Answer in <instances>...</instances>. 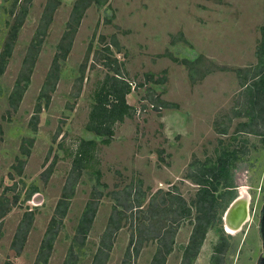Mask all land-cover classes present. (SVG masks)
Masks as SVG:
<instances>
[{
	"label": "rangeland",
	"instance_id": "1",
	"mask_svg": "<svg viewBox=\"0 0 264 264\" xmlns=\"http://www.w3.org/2000/svg\"><path fill=\"white\" fill-rule=\"evenodd\" d=\"M15 1L0 0V54L25 2L19 0L15 6ZM53 1L32 0L28 5L12 56L0 75V200L6 198L12 204L0 226V264L35 263L75 153L82 142L92 139L97 142L95 156L79 181L49 264L64 263L82 212L97 193L102 194L99 212L86 245L76 249L78 264H92L114 206H132L133 197L143 196H149L147 215L156 217L153 222L148 220L150 229L158 223V232L169 227L166 243L176 232L166 264H179L193 224L171 212L167 215L171 209L161 201L182 196L193 206L199 187L187 175L197 162H215L218 157L223 159L219 165L223 173L216 194L217 219L222 221L231 200L226 189H236L233 195L237 196L246 191L252 197L250 222L258 239L264 206V139L256 135L234 139L233 135L236 126L249 121L248 94L241 82L254 73L259 62L264 0H110L104 7L92 5L67 60L61 62L51 103L43 106L35 126L31 119L77 0H59L17 112L9 106V96L44 25L45 7ZM114 40L118 48L111 46ZM184 61L189 65L182 64ZM83 66L87 67L81 83ZM113 69H120L119 78L135 85L127 102L136 114L116 123L111 143L104 145L87 131V125L96 101L105 93L102 88L112 83L109 77H116ZM159 80L163 83H155ZM159 101L169 106L163 107ZM176 113L186 115L184 124L175 121ZM260 123L259 130L264 132V121ZM224 128L227 134L220 133ZM23 147L30 150L29 156L22 154ZM21 162L24 166L19 173ZM51 165L54 173L48 176L46 170ZM38 195L42 198L35 203ZM28 211H33L35 218L25 248L17 257L11 243ZM124 214V228L116 236L107 264H122L137 226L130 211ZM192 216L194 219L195 210ZM168 219L176 223L169 224ZM214 234L210 229L195 264L208 263ZM157 246V241H148L134 264H151ZM262 252L258 246L253 261L247 264H257Z\"/></svg>",
	"mask_w": 264,
	"mask_h": 264
},
{
	"label": "trees",
	"instance_id": "2",
	"mask_svg": "<svg viewBox=\"0 0 264 264\" xmlns=\"http://www.w3.org/2000/svg\"><path fill=\"white\" fill-rule=\"evenodd\" d=\"M110 0H77L73 6L70 20L67 25V31L62 36L61 42L58 45V51L54 57L51 68L47 74L46 81L41 89V93L38 98V103L34 115L32 116V122L37 123L39 121V114L42 112L43 106L47 107L51 103V94L56 91L58 81L60 79L61 62H65L72 50L74 37L81 25L83 17L86 11L92 6L97 5L99 7H104L109 3ZM19 0H16L14 5L18 4ZM32 0H25L24 4L18 15L16 16V22L11 27L4 48L0 54V75L5 73L9 59L12 56V50L15 46V42L18 38L19 32L26 19L28 5ZM60 6L59 0H54L53 2L47 3L45 7V12L43 14L44 25L41 30L37 33V38L31 44L28 54L24 60L22 72L19 75L16 84L9 96V106L14 112L19 110L20 104L23 101L24 95L27 91L28 84L31 80V75L33 73V68L36 63V59L41 50L44 42V37L46 36V31L50 24L52 23L53 14ZM264 31V27L262 29ZM40 36V38L38 37ZM111 46L119 47L116 40L111 43ZM108 53L111 52L110 46L106 47ZM92 54V47L89 48L87 55V63ZM175 62H179L178 59L173 58ZM259 64L257 65L254 73L250 76H246L242 80V87L246 88L248 94V105L246 113L249 121L247 123H241L238 125V130H245L247 133L264 136V132H261L259 128L261 127L260 121H264V38L260 45L258 51ZM182 64L189 65V62L184 61ZM87 66L82 68V76L80 82L84 81V72ZM111 68V67H110ZM115 70V76L111 79V84L106 85L102 88L104 95H100L96 101V105L93 107L90 114V120L87 125V131L93 133L96 137L101 139L104 145H109L114 136V126L116 123H123L126 118H133L136 114L134 107L128 104L127 97L132 93V86L130 82L124 81L122 78V73L120 69ZM210 71L204 73L203 76L209 74ZM240 71H238L239 73ZM118 76V77H117ZM194 80V77H191ZM108 82V81H107ZM157 84H162L163 81H155ZM163 107H168L169 105L165 102L159 101ZM264 126V123H263ZM35 128V127H34ZM36 130V129H35ZM228 129L224 128L220 131L221 134H227ZM234 139H237L234 137ZM32 145V142H30ZM97 147V142L95 139L84 141L80 144V147L75 153V159L71 169V173L66 181L64 190L57 205L54 210V215L46 229L44 234L36 261L34 264H49L52 252L54 250V245L58 239L59 233L63 227V222L66 219L69 209L71 207L72 201L76 194V189L79 184L80 179L83 176L84 171L89 167L90 160L95 156L94 150ZM22 154L25 156L30 155V150L23 147ZM222 157H219L215 162L206 161L205 163L197 162L194 166L192 173L188 174L187 177L191 179L198 187L199 191L196 198L193 200V206H188L187 202L182 196L174 197L172 196V201L164 199L161 201V205L167 206L171 211L169 212L178 215L179 220L191 221L194 223L197 221L200 226L196 228L191 237V244L189 248V254L192 255L190 262L197 259L199 252L204 244L206 237V232L212 221H214L213 213L211 209L216 205L215 194L218 192V183L222 178V169L219 165L222 163ZM24 162L20 163L19 173H22ZM54 173V165H51L47 170L46 174L51 176ZM98 178H100V173L97 172ZM102 198L101 193L92 194L90 200L87 202L78 226L76 229V234L74 241L67 253V256L63 264H78L79 257L76 253L77 248H82L86 245L90 232L92 230L94 221L98 214L100 200ZM17 200V199H16ZM132 206L117 205L114 206L112 214L109 218V222L106 226L104 233L101 236L100 244L97 252L94 256L92 264H107L110 260L111 253L114 249V244L116 241L117 234L123 228V222L125 220V212L130 211L134 215L137 226L130 239L129 246L124 256L122 264H134L135 260L140 256L141 251L148 241H157L158 246L156 253L152 259L151 264H166L168 257L173 252V246L175 244L176 232L173 233L171 241L166 243L164 241V236L168 228H159L154 225V230L150 229L149 221L153 222L156 217H149L147 215V210L143 208L144 204L147 203L146 196L142 198L133 197ZM167 204V205H166ZM12 204L3 198L0 200V226L2 225V220L10 213ZM122 207V208H120ZM194 207V208H193ZM122 209V210H121ZM193 210L198 211V216L194 219L192 214ZM167 211V210H164ZM173 216V215H171ZM33 211H28L24 213L22 220L18 226L16 234L11 243V249L18 256H21L29 233L32 229L34 222ZM139 218V219H138ZM174 218V217H172ZM137 219V220H136ZM149 220V221H148ZM168 223L174 225L172 219H168ZM182 223V222H181ZM153 225V224H152ZM160 227V226H159ZM162 231V232H161ZM187 258L185 257V262L187 263ZM5 264H14L11 261L5 262Z\"/></svg>",
	"mask_w": 264,
	"mask_h": 264
},
{
	"label": "flooded vegetation",
	"instance_id": "3",
	"mask_svg": "<svg viewBox=\"0 0 264 264\" xmlns=\"http://www.w3.org/2000/svg\"><path fill=\"white\" fill-rule=\"evenodd\" d=\"M261 38L263 42L264 38V31H261ZM259 64V62H258ZM238 126L234 129V135L233 138H239L246 140L248 135H253L250 133H247L245 130L237 131ZM261 140L264 139V136H259ZM219 158V157H218ZM218 158L216 160H218ZM199 190H197L198 193ZM228 194V199L230 198L229 206L224 213V218L222 217V221H219L216 216V210L218 209V201H216V205L213 206L211 209V212L213 213L214 221H212L208 227V230L206 232V238L208 235V232L210 229H213L215 231V234L213 238L211 239L212 247H211V254L208 258L207 264H247L248 262H252V258H254L255 254L258 251V246H260L261 249H263V243L259 236V225H258V239L254 236V231L252 228V224L250 222L251 220V211H252V197L250 194L246 193V195L249 196V203H248V214L244 222L240 223L236 226V232L231 234L229 233L228 226L225 222V216L227 214L228 209L232 205V203L238 199L240 196L233 195L235 194L236 189L228 188L225 190ZM197 193L194 198H196ZM218 192L214 193L215 198L217 200V194ZM226 197V196H225ZM224 201V199H221V201ZM261 213V212H260ZM195 214L198 216V211H195ZM192 231L189 237V240L187 244L182 248V254L180 258L179 264H183L185 262V257L187 258L186 264H192L190 262L192 255L189 254V248L191 244V237L194 231L200 224L195 221L192 223ZM245 247V248H244ZM237 253V254H236ZM198 258V257H197ZM197 260V259H196ZM196 260L193 262L195 264ZM235 260V263H234Z\"/></svg>",
	"mask_w": 264,
	"mask_h": 264
},
{
	"label": "water",
	"instance_id": "4",
	"mask_svg": "<svg viewBox=\"0 0 264 264\" xmlns=\"http://www.w3.org/2000/svg\"><path fill=\"white\" fill-rule=\"evenodd\" d=\"M41 198L42 197L38 195L35 199V203H40ZM248 203H249L248 195H242L232 203L225 216V222L228 227L231 226V221L233 222L235 219H237V223L234 226H231L234 227L233 229H236L237 225L245 221L248 214ZM241 207H243V212L237 213L238 209H240ZM259 236L263 243V252L257 264H264V206L260 213Z\"/></svg>",
	"mask_w": 264,
	"mask_h": 264
},
{
	"label": "crops",
	"instance_id": "5",
	"mask_svg": "<svg viewBox=\"0 0 264 264\" xmlns=\"http://www.w3.org/2000/svg\"><path fill=\"white\" fill-rule=\"evenodd\" d=\"M176 115H177V117H176V120L175 121H179V124H181V123H183L184 124V119L186 118V115L184 114V113H176ZM149 198V196H146V199H148ZM145 206H146V204H144V206H143V208L145 209ZM98 212H99V210H98ZM112 214V213H111ZM98 215V214H97ZM111 216V215H110ZM96 218H97V216H96ZM110 218V217H109ZM95 221H96V219H95ZM95 221H94V223H95ZM125 221V220H124ZM108 222H109V219H108ZM108 222H107V224H108ZM94 225V224H93ZM93 228V227H92ZM123 228H124V222H123ZM122 228V229H123Z\"/></svg>",
	"mask_w": 264,
	"mask_h": 264
},
{
	"label": "bare ground",
	"instance_id": "6",
	"mask_svg": "<svg viewBox=\"0 0 264 264\" xmlns=\"http://www.w3.org/2000/svg\"><path fill=\"white\" fill-rule=\"evenodd\" d=\"M242 195H246V191H243L242 193H241ZM243 212V207H241L240 209H238V211H237V213H242ZM237 223V219H235L233 222L231 221V226H234L235 224ZM228 227V232L229 233H231V234H233V233H235L236 232V230L235 229H233L234 227Z\"/></svg>",
	"mask_w": 264,
	"mask_h": 264
},
{
	"label": "built area",
	"instance_id": "7",
	"mask_svg": "<svg viewBox=\"0 0 264 264\" xmlns=\"http://www.w3.org/2000/svg\"><path fill=\"white\" fill-rule=\"evenodd\" d=\"M130 84H131V86H132V90L134 91L135 90V85L132 83V82H130ZM141 112V111H140Z\"/></svg>",
	"mask_w": 264,
	"mask_h": 264
}]
</instances>
